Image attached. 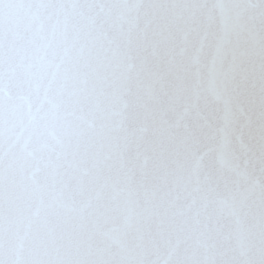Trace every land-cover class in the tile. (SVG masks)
<instances>
[{
    "label": "snow or ice",
    "instance_id": "1",
    "mask_svg": "<svg viewBox=\"0 0 264 264\" xmlns=\"http://www.w3.org/2000/svg\"><path fill=\"white\" fill-rule=\"evenodd\" d=\"M0 264H264V0H0Z\"/></svg>",
    "mask_w": 264,
    "mask_h": 264
}]
</instances>
